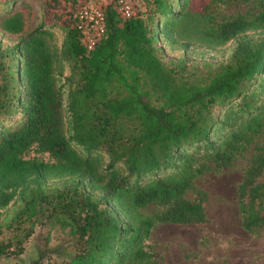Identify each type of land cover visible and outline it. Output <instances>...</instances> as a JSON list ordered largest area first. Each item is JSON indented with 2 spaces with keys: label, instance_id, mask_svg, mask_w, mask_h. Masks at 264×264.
Instances as JSON below:
<instances>
[{
  "label": "trees",
  "instance_id": "16d2710c",
  "mask_svg": "<svg viewBox=\"0 0 264 264\" xmlns=\"http://www.w3.org/2000/svg\"><path fill=\"white\" fill-rule=\"evenodd\" d=\"M42 1L41 24L0 52V210L16 205L0 228L27 224L23 239L35 225L67 230L75 253L60 264H157L151 231L206 222L205 193L186 192L247 152L235 193L240 226L264 228V0L224 21L207 6L192 14L190 0H150L144 16L122 19L116 0H105V34L91 50L75 27L88 0ZM196 17L202 41L233 47L190 81L186 59L164 64L154 43L178 45L175 26ZM23 28L20 12L0 21L9 35ZM31 150L49 160L25 158ZM151 205L158 210L144 214ZM10 247L0 240V258Z\"/></svg>",
  "mask_w": 264,
  "mask_h": 264
},
{
  "label": "rangeland",
  "instance_id": "374dc122",
  "mask_svg": "<svg viewBox=\"0 0 264 264\" xmlns=\"http://www.w3.org/2000/svg\"><path fill=\"white\" fill-rule=\"evenodd\" d=\"M137 15H145L150 0H130ZM207 6L214 21H224L236 15H250L258 9L257 0H190L189 11L198 16ZM42 0H0V21L9 13L20 12L24 19V28L20 34L9 35L0 30V52L13 47L20 37L41 24ZM194 20L185 24L180 21L176 26L177 44H169L156 39L157 56L162 63L187 61V73L190 81L206 77L219 64L228 59L232 42L211 46L202 41L203 23ZM51 41L59 47L63 31L55 26L50 30ZM190 41L182 50L181 42ZM5 69L11 68V60L2 58ZM63 76L69 75L68 65L63 67ZM67 90V89H66ZM64 92V99L66 97ZM250 152L236 159L231 166L220 170L211 169L193 181V187L185 194L191 200L197 191L206 195L203 203L206 222L194 225L166 224L155 227L149 237L153 246L157 264H264V228L251 232L240 226V216L236 204V188L247 168ZM25 158L48 161L47 154L29 151ZM259 181H264V171ZM16 205L0 210V223L9 217ZM154 205L142 210L144 214L156 212ZM22 231L0 228V240L9 242L13 254L0 258V264H60L68 261L75 253L73 239L67 230L57 227L35 225L32 233L23 239L27 224ZM21 240V244L18 243ZM20 248V249H19ZM19 253L14 254L15 252Z\"/></svg>",
  "mask_w": 264,
  "mask_h": 264
},
{
  "label": "built area",
  "instance_id": "2783aa9c",
  "mask_svg": "<svg viewBox=\"0 0 264 264\" xmlns=\"http://www.w3.org/2000/svg\"><path fill=\"white\" fill-rule=\"evenodd\" d=\"M104 5L105 0H88L77 9L75 27L86 50H91L105 34ZM115 11L122 19L136 14L130 0H116Z\"/></svg>",
  "mask_w": 264,
  "mask_h": 264
}]
</instances>
